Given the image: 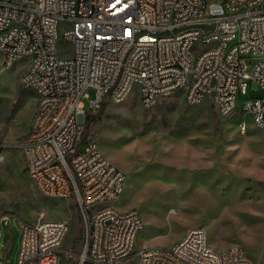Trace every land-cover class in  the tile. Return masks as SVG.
Here are the masks:
<instances>
[{
    "label": "built area",
    "instance_id": "obj_1",
    "mask_svg": "<svg viewBox=\"0 0 264 264\" xmlns=\"http://www.w3.org/2000/svg\"><path fill=\"white\" fill-rule=\"evenodd\" d=\"M0 59L3 69L26 65L20 83L36 108L15 145L43 197L76 201L84 226L77 264H256L239 245L215 251L203 226L171 247L137 246L138 211L109 204L125 174L81 133L87 113L134 86L146 108L174 96L209 100L264 127V0H0ZM4 220L18 236L12 264H59L67 220L0 216V250Z\"/></svg>",
    "mask_w": 264,
    "mask_h": 264
},
{
    "label": "rangeland",
    "instance_id": "obj_2",
    "mask_svg": "<svg viewBox=\"0 0 264 264\" xmlns=\"http://www.w3.org/2000/svg\"><path fill=\"white\" fill-rule=\"evenodd\" d=\"M25 66L3 69L0 59V142L6 144L0 157V216L26 223L67 220L59 264H77L84 226L76 201L43 197L15 145L36 108L33 92L20 83ZM259 93L264 97V89ZM83 102L87 109V99ZM102 104L100 118L83 127L81 141H95L124 172L123 192L109 204L138 211L143 227L137 246L171 247L189 228L203 226L215 251L239 245L256 264H264V127L246 113L222 114L209 100L187 104L174 96L146 108L136 86L123 100ZM240 122L246 124L244 132ZM197 165L203 169L193 171ZM8 229L17 234L4 220L3 234Z\"/></svg>",
    "mask_w": 264,
    "mask_h": 264
},
{
    "label": "crops",
    "instance_id": "obj_3",
    "mask_svg": "<svg viewBox=\"0 0 264 264\" xmlns=\"http://www.w3.org/2000/svg\"><path fill=\"white\" fill-rule=\"evenodd\" d=\"M116 167H118V166H116ZM202 169H203V167L197 165V166H195V168H193V171L202 170ZM187 172L191 173L192 171L190 170ZM125 180H126V177H125ZM124 184H125V181L123 183V187H122V191H121L120 195L123 192ZM117 210H120V209H117ZM120 211H124V210H120ZM14 234L15 233H12V229H8V231L5 234H3V243H2V248L0 250V264H12L14 259H15L18 242H16L15 246L13 245L12 240L14 237H17V234H15V235ZM136 243H137V241H136ZM143 245H147V244L143 242V243H141L140 246H143ZM13 247H15L14 248V254H13V257L11 259H9V256H10L9 254H10V252H12Z\"/></svg>",
    "mask_w": 264,
    "mask_h": 264
},
{
    "label": "trees",
    "instance_id": "obj_4",
    "mask_svg": "<svg viewBox=\"0 0 264 264\" xmlns=\"http://www.w3.org/2000/svg\"><path fill=\"white\" fill-rule=\"evenodd\" d=\"M104 104L100 106L95 114L87 113L84 119V126L87 129L92 123L98 120L103 112Z\"/></svg>",
    "mask_w": 264,
    "mask_h": 264
},
{
    "label": "water",
    "instance_id": "obj_5",
    "mask_svg": "<svg viewBox=\"0 0 264 264\" xmlns=\"http://www.w3.org/2000/svg\"><path fill=\"white\" fill-rule=\"evenodd\" d=\"M262 185V184H261ZM263 186V185H262ZM263 188H264V186H263Z\"/></svg>",
    "mask_w": 264,
    "mask_h": 264
}]
</instances>
